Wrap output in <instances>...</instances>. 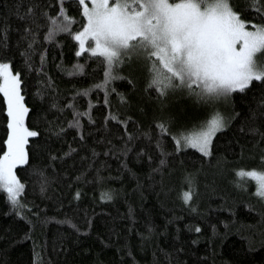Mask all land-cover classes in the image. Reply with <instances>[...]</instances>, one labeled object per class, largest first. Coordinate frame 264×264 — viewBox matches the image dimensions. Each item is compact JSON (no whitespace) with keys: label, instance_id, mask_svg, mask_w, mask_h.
Returning a JSON list of instances; mask_svg holds the SVG:
<instances>
[{"label":"trees","instance_id":"16d2710c","mask_svg":"<svg viewBox=\"0 0 264 264\" xmlns=\"http://www.w3.org/2000/svg\"><path fill=\"white\" fill-rule=\"evenodd\" d=\"M229 2L247 28L264 27V0ZM61 9L71 35L49 24ZM85 24L77 0H0V62L19 75L24 123L38 132L15 168L24 207L0 190V264H264V197L236 175L264 172V81L211 100L149 88L137 62L113 69L132 83L106 81L102 58L76 55ZM214 116L225 126L209 156L177 146ZM7 124L0 93V156Z\"/></svg>","mask_w":264,"mask_h":264},{"label":"snow or ice","instance_id":"6c2138e0","mask_svg":"<svg viewBox=\"0 0 264 264\" xmlns=\"http://www.w3.org/2000/svg\"><path fill=\"white\" fill-rule=\"evenodd\" d=\"M90 3L91 7L86 0H77L87 23L73 37L79 43L76 55L90 52L91 56L102 58L107 68L106 81L128 79L132 83L130 78L114 74L113 69L134 62H151L149 88L165 91L182 88L201 99L227 98L245 92L253 81H264V64L257 62V54L264 52V27L253 25V30H247L246 21L229 0H90ZM261 11V7L256 8L257 14ZM31 16L34 9L29 7L19 18L27 20ZM72 22L63 9L58 18L49 19V24L56 25L55 31L69 35L72 33L68 25ZM6 32L7 29L0 30V45L7 43ZM25 33L31 35L28 28ZM52 34L50 31L49 38ZM0 79V93L9 118L7 151L0 157V190L7 194L15 209H22L19 197L25 185L17 178L15 168L28 164L25 146L28 138L38 136V132L25 127L29 109L20 93L19 75H12L8 63H0ZM69 126L78 127L79 120ZM224 126L221 118H214L206 131L184 137V144L209 156L212 139ZM176 144L179 147L181 141L176 140ZM236 175L255 181L256 195L264 197V172L241 170ZM76 197L79 198V193ZM183 199L187 203L192 196L186 192ZM195 231L200 229L197 227Z\"/></svg>","mask_w":264,"mask_h":264},{"label":"rangeland","instance_id":"374dc122","mask_svg":"<svg viewBox=\"0 0 264 264\" xmlns=\"http://www.w3.org/2000/svg\"><path fill=\"white\" fill-rule=\"evenodd\" d=\"M177 2H180V1H177ZM87 3V2H86ZM88 3H89V7H91V3H90V0H88ZM87 23V21H86ZM86 25V24H85ZM247 28V27H246ZM83 30V29H82ZM81 30V31H82ZM247 30H253L251 28H247ZM79 33V32H78ZM77 33V34H78ZM78 43V42H77ZM87 47V45H86ZM240 46L237 45V48H239ZM78 50H79V43H78ZM258 62V61H257ZM0 63H6V62H0ZM259 63V62H258ZM139 64L141 65V68L143 67V71L145 72V75L147 76L148 80L150 81V73H151V62H147V63H144V62H139L138 63V66ZM141 70V69H140ZM11 73L12 75H16V73H14L12 70H11ZM0 83H2V79H0ZM158 89V88H157ZM179 89V91H181L182 94L184 95H187L191 98H196V99H199V100H207V99H201L199 96L197 95H194L193 93H191L190 91L186 90V89H182V88H177ZM159 91H161V89H158ZM168 91H173L171 89H169ZM219 99H224L223 97L222 98H219ZM218 116H214V117H209L207 118L205 121L203 122H200L199 124H197L194 128V130L192 131H189L188 133H185L184 135L182 136H177L175 137L176 140H180L183 144H184V137H192V136H196L198 135L199 133H201L202 131H206L207 130V127L209 126L210 122L214 119V118H217ZM220 118V117H219ZM223 120V118H221ZM7 122H9V118L7 117ZM26 127V126H25ZM8 134H9V129H8ZM8 134H7V137H6V141H7V138H8ZM7 151V145L3 151V153L1 154L0 157L3 156V154Z\"/></svg>","mask_w":264,"mask_h":264},{"label":"bare ground","instance_id":"6f19581e","mask_svg":"<svg viewBox=\"0 0 264 264\" xmlns=\"http://www.w3.org/2000/svg\"><path fill=\"white\" fill-rule=\"evenodd\" d=\"M246 25H247V24H246ZM165 128H166V127H165ZM158 130H159V129H158ZM162 130H163V128H162ZM162 130H161V131H162ZM171 146H172V145H171Z\"/></svg>","mask_w":264,"mask_h":264}]
</instances>
